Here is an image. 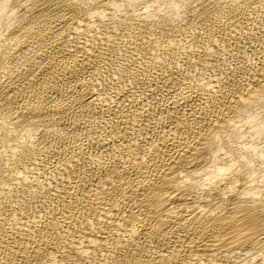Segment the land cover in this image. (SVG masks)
I'll list each match as a JSON object with an SVG mask.
<instances>
[{
  "label": "bare ground",
  "instance_id": "bare-ground-1",
  "mask_svg": "<svg viewBox=\"0 0 264 264\" xmlns=\"http://www.w3.org/2000/svg\"><path fill=\"white\" fill-rule=\"evenodd\" d=\"M0 264H264V0H0Z\"/></svg>",
  "mask_w": 264,
  "mask_h": 264
}]
</instances>
